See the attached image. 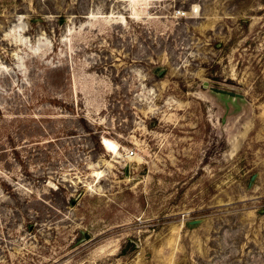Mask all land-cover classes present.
<instances>
[{"label":"rangeland","instance_id":"rangeland-1","mask_svg":"<svg viewBox=\"0 0 264 264\" xmlns=\"http://www.w3.org/2000/svg\"><path fill=\"white\" fill-rule=\"evenodd\" d=\"M0 264H264V0H0Z\"/></svg>","mask_w":264,"mask_h":264},{"label":"built area","instance_id":"built-area-1","mask_svg":"<svg viewBox=\"0 0 264 264\" xmlns=\"http://www.w3.org/2000/svg\"><path fill=\"white\" fill-rule=\"evenodd\" d=\"M133 153H134L133 151H130V153H129V154H131V155H132Z\"/></svg>","mask_w":264,"mask_h":264},{"label":"bare ground","instance_id":"bare-ground-1","mask_svg":"<svg viewBox=\"0 0 264 264\" xmlns=\"http://www.w3.org/2000/svg\"><path fill=\"white\" fill-rule=\"evenodd\" d=\"M101 174L100 172H97V175ZM101 176V175H100ZM99 177V176H98Z\"/></svg>","mask_w":264,"mask_h":264}]
</instances>
